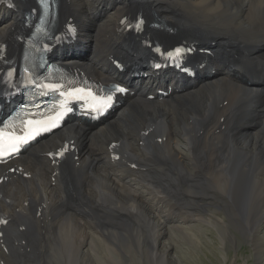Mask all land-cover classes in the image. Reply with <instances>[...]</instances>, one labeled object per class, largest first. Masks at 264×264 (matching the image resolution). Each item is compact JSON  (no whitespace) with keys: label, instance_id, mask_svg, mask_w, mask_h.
<instances>
[{"label":"bare ground","instance_id":"6f19581e","mask_svg":"<svg viewBox=\"0 0 264 264\" xmlns=\"http://www.w3.org/2000/svg\"><path fill=\"white\" fill-rule=\"evenodd\" d=\"M94 1L97 4L91 9L82 1L85 11H92L94 19L108 17L105 24L108 26L99 28L118 43L116 24L127 0ZM141 3L154 7L163 21L177 28L192 32L215 27L216 33L245 41L255 52L251 61L256 65L251 72L252 80L264 84V72H259L258 61L264 54V0L129 2L133 7ZM13 26L10 23L0 30V40ZM133 44L127 39L119 48L130 51ZM78 60L86 62L84 57ZM97 66L105 69L106 63ZM204 83L197 90L164 102L145 101L143 85L142 98L132 102L126 113L124 109L105 128L85 132L67 127L34 151L40 158L29 155L0 167L3 264H32L30 245L37 240L47 241L62 220L52 254L57 259L69 257L66 242L60 236L63 225H67V232L78 230L77 253L89 257L95 244L105 247L106 254L111 253L110 248L117 240L111 233L114 226L156 227L162 231L164 240L170 231L192 232L199 229L195 228L198 223L215 220L230 234L227 227L243 229V217L249 213L254 214L253 223L258 225L250 242L258 257L257 264H261L264 246V234L260 230L264 215V97L261 94L264 89L245 88L231 83L225 76ZM140 131L139 143H132L129 136ZM89 143L99 148L86 152L88 159H82L76 150L85 151ZM108 144L111 146L107 147ZM62 171L70 177L69 192L62 185ZM133 173L142 174V181L132 179ZM97 185L111 195L98 193ZM211 200L225 210L228 222L213 213L208 203ZM129 202L135 205L134 209L123 208L120 212L115 209L117 203ZM108 211L122 217V221L110 219L105 214ZM138 213H142L143 221L135 220ZM166 242L163 241V246ZM163 257L166 258L165 254Z\"/></svg>","mask_w":264,"mask_h":264},{"label":"rangeland","instance_id":"374dc122","mask_svg":"<svg viewBox=\"0 0 264 264\" xmlns=\"http://www.w3.org/2000/svg\"><path fill=\"white\" fill-rule=\"evenodd\" d=\"M82 1L80 3V9L84 15L85 9ZM90 1L91 0H85L84 2L88 3L89 5ZM69 3H71V0ZM104 11L105 10H101V12ZM96 18L98 17L96 16ZM82 46L83 45L78 47L80 52L84 51L83 49L81 50ZM261 57H264V54ZM202 85H205V83H197L194 85V87L188 89V91L184 94L197 90ZM262 103H264V100ZM129 106L130 104L125 108V113ZM139 137L142 138L141 131L139 133L137 132L134 136H129L132 143L138 142ZM163 139L167 140L166 138ZM67 140H69V136H67ZM86 146L87 147L85 148V151L84 148H78L76 150L82 159H88L89 155L86 152H91V150L99 148L96 145L92 147V143H89ZM110 146L111 144H108L107 147ZM132 175V179L136 181H142V174L133 173ZM96 188H98V193H103L106 196L111 195L110 191L99 185H97ZM211 193H213V191H211ZM120 203L115 205V209L119 212L123 208L134 209L135 207L132 202L122 205H120ZM208 203L210 204V209L213 211V213H215V215L223 219L225 222H228V215L225 213V210L216 207V203H214L212 200ZM105 214L110 219L116 221H122L123 219L116 213H112L110 211L106 212ZM263 217L264 215H262L261 218L260 230L264 234ZM254 219H256V217L253 213L247 214L243 217L241 225L244 226L243 229L240 227H237V229L231 226H229L230 228L227 227L230 234H227V231H225L221 224L215 220L198 223L195 228L199 229L193 230L192 232L189 231L185 233V230L184 232L173 233L170 231L165 236L164 240L167 241L165 246H163L164 240L162 231L156 229V227L153 228L151 226L146 227L142 225L136 227L130 225L126 227L114 226L112 227L111 233L116 237L117 240L113 242V246L110 248L112 254H106L105 247L95 244L92 246L91 256H89L90 258L86 257V255L81 256L77 253V250L80 247V233L78 230L75 229L73 231L67 232V225H63L60 231V236L66 242L69 257L67 258V256L64 255L57 259L53 258L52 254L56 249V240L57 236L59 235V227L63 221L62 220L57 228L50 234V237L47 241L37 240L30 245V263L68 264L69 260L71 259L69 264H257L256 260L258 257L254 251L253 243L250 242L251 236L257 231L256 228L258 227L257 224L254 225ZM135 220L143 221L142 213H138ZM247 220L248 222L246 223L245 221ZM91 221L92 220H89L88 223H91ZM187 235L188 237H191L188 238ZM171 246H173V248H171ZM165 247H169L167 250L170 252L169 256H167V253L165 252ZM164 254L166 258L163 257ZM107 255L109 256L107 257ZM171 257L174 258L172 259L174 261H171ZM261 257V264H264V246L261 249ZM0 264H3L1 259Z\"/></svg>","mask_w":264,"mask_h":264},{"label":"snow or ice","instance_id":"6c2138e0","mask_svg":"<svg viewBox=\"0 0 264 264\" xmlns=\"http://www.w3.org/2000/svg\"><path fill=\"white\" fill-rule=\"evenodd\" d=\"M4 140H5V134L0 132V147H3Z\"/></svg>","mask_w":264,"mask_h":264}]
</instances>
